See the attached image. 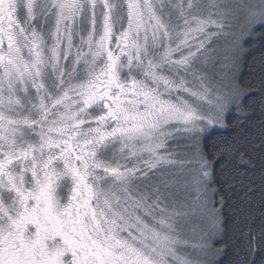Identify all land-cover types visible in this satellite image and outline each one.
Instances as JSON below:
<instances>
[{
    "label": "snow or ice",
    "instance_id": "6c2138e0",
    "mask_svg": "<svg viewBox=\"0 0 264 264\" xmlns=\"http://www.w3.org/2000/svg\"><path fill=\"white\" fill-rule=\"evenodd\" d=\"M258 30L264 0H0V264H220L223 186L264 199Z\"/></svg>",
    "mask_w": 264,
    "mask_h": 264
},
{
    "label": "trees",
    "instance_id": "16d2710c",
    "mask_svg": "<svg viewBox=\"0 0 264 264\" xmlns=\"http://www.w3.org/2000/svg\"><path fill=\"white\" fill-rule=\"evenodd\" d=\"M254 37V41L246 45L248 51L239 69V78L241 86L251 91L255 97L247 109L253 115L246 131L255 134L253 142L258 145L262 117L260 97L256 90L264 88V73L261 72L264 66V30L254 32ZM227 124L230 129L237 127L233 120H228ZM258 175L257 173V177ZM258 184L259 179L256 178L253 185L254 191L249 194L250 199L245 197V200L240 199L244 196L243 191L233 193L227 185L223 186V195L227 205L223 212L227 227L220 237L221 242L214 245L221 249L218 257L220 264H237V253L239 256H245L247 251L251 250L253 237H255V245L258 249V264L261 255L259 249L264 248V243L261 242V233L264 232V199L260 195L259 188L256 187ZM217 186L220 187V185Z\"/></svg>",
    "mask_w": 264,
    "mask_h": 264
},
{
    "label": "rangeland",
    "instance_id": "374dc122",
    "mask_svg": "<svg viewBox=\"0 0 264 264\" xmlns=\"http://www.w3.org/2000/svg\"><path fill=\"white\" fill-rule=\"evenodd\" d=\"M252 2H254V3H258V0H252ZM193 255H194V253H193Z\"/></svg>",
    "mask_w": 264,
    "mask_h": 264
}]
</instances>
